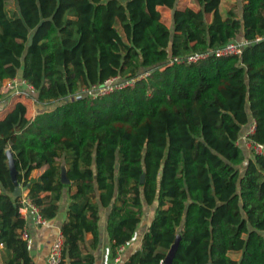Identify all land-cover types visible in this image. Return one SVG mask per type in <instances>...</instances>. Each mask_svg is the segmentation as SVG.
I'll use <instances>...</instances> for the list:
<instances>
[{
	"label": "trees",
	"instance_id": "1",
	"mask_svg": "<svg viewBox=\"0 0 264 264\" xmlns=\"http://www.w3.org/2000/svg\"><path fill=\"white\" fill-rule=\"evenodd\" d=\"M0 0V103L6 79L23 77L35 101L0 116V243L4 264H36L7 150L19 185L43 219L70 202L63 264H95L110 208L113 256L131 242L146 206H156L141 249L123 264H264V0ZM163 8L173 10V28ZM243 34L241 55L217 51ZM195 53H208L188 62ZM137 79L105 96L75 98L107 79ZM247 129V131H248ZM69 183H63L62 166ZM35 170H43L31 178ZM144 176V181L142 177Z\"/></svg>",
	"mask_w": 264,
	"mask_h": 264
},
{
	"label": "crops",
	"instance_id": "2",
	"mask_svg": "<svg viewBox=\"0 0 264 264\" xmlns=\"http://www.w3.org/2000/svg\"><path fill=\"white\" fill-rule=\"evenodd\" d=\"M237 0H223L221 9L223 11H227L229 8V3H235ZM179 7L184 6H192L196 7V3L194 0H179L178 2ZM163 10V8H161ZM163 17L170 28H173V10H166L163 11ZM245 40L244 35L241 34L239 37V41ZM2 93L4 94V90L2 88ZM36 93V92H35ZM13 94L9 93L8 95L4 94V99L0 103V116L3 112L13 105L17 101H22L27 104L28 112L27 116L30 119H33L38 113L47 109V107H43L42 105L37 106L34 105L30 101L19 98L16 96H12ZM36 97V95H35ZM33 108L36 113L29 114V110ZM46 108V109H44ZM247 127L244 128L247 131ZM66 167V165H63ZM67 169V167H66ZM43 170H35L31 174V178H37L42 173ZM27 194V190H23V195ZM70 202L69 193L67 190L64 191L63 197L60 201L58 215L50 220L47 221L45 224L40 225L37 224L36 214L30 209L25 208L23 210V216L27 222V232H28V241H29V249L32 257L34 258L36 264H47L49 251L51 245L53 243L54 238L57 234L62 232V225L66 218L67 208ZM156 206H146L144 207L145 213L140 223L136 235L134 239L130 242L129 246L126 247L123 261L127 260L128 257L135 251L141 249L142 240L145 232L147 231L155 213ZM110 214V208H101V218H100V240L95 246V248H91V242L93 239V235L88 233L86 235V241L84 247L86 249L91 250L95 255V264H108L111 259L113 258V251L111 248V239L108 232V219ZM0 264H4V246L0 243ZM69 264V262H68Z\"/></svg>",
	"mask_w": 264,
	"mask_h": 264
},
{
	"label": "built area",
	"instance_id": "3",
	"mask_svg": "<svg viewBox=\"0 0 264 264\" xmlns=\"http://www.w3.org/2000/svg\"><path fill=\"white\" fill-rule=\"evenodd\" d=\"M248 43V41H232L228 43L223 48L217 51L218 55L226 56V55H241L244 49V46ZM208 56V53H195L190 55L187 58L188 62H199L200 60L205 59ZM150 73L145 72L141 74L138 78H132L130 80H122L119 76L112 77L107 79L103 84L99 85H92L90 87H83L80 92L75 96V98H82L84 96H105L115 90H120L125 88L129 85H132L136 82L137 79H141L147 77ZM4 86L9 87V89H13L10 91L11 94H15L20 97H24L23 95L26 93H30L34 91V87L29 84L23 77H15L13 79H6L4 81ZM14 95V96H15ZM255 131V123L250 126L248 131H246L239 139V144L243 142L245 149H247L252 154L264 155V143L254 142L249 139V135ZM242 141V142H241ZM21 203H22V213L25 208H30L35 214L37 218V224L43 225L47 221L43 219L42 215L40 214L39 208L32 204L29 198L26 195L21 196ZM23 236L28 238L27 230L23 231ZM130 242L125 245L121 246L116 255L113 256L111 261L108 264H123V256L126 250V247L129 246ZM63 248H64V239L62 236V232L57 234L54 238L53 243L51 245L49 256L47 260V264H63Z\"/></svg>",
	"mask_w": 264,
	"mask_h": 264
},
{
	"label": "water",
	"instance_id": "4",
	"mask_svg": "<svg viewBox=\"0 0 264 264\" xmlns=\"http://www.w3.org/2000/svg\"><path fill=\"white\" fill-rule=\"evenodd\" d=\"M7 155L9 158L10 173L12 176L13 183L15 185V189L12 193V196L17 198V197L22 196V194H23V188L19 185L18 178H17V175L20 173V171H18V169L16 167V159L14 157L13 151L10 149L7 150ZM61 177H62L63 183H69L70 182V180L67 176V169L65 166H62ZM142 181H144V176L142 177ZM181 239H182V234L178 233L176 241L173 243L170 250L168 251L166 258L163 261V264H172L173 263L174 257L178 251L179 246H180Z\"/></svg>",
	"mask_w": 264,
	"mask_h": 264
},
{
	"label": "rangeland",
	"instance_id": "5",
	"mask_svg": "<svg viewBox=\"0 0 264 264\" xmlns=\"http://www.w3.org/2000/svg\"><path fill=\"white\" fill-rule=\"evenodd\" d=\"M2 88H3V90H4V94L5 95H8L9 93H10V91L11 90H13V89H9V87H7V86H4V84L2 85ZM15 94H13L12 96H14ZM16 97H19V98H24V99H26V100H28V101H30L31 103H33L34 105L36 104L37 106H40V104H38L36 101H35V91H32V92H30V93H26V94H24L23 96L24 97H20V96H17V95H15ZM51 107H53V106H47V109H49V108H51ZM44 109H46V108H44ZM36 113V110L34 111V109L33 108H31L30 110H29V114H31V113ZM242 142V141H241ZM242 145H243V148H244V150H245V152H246V155L247 156H249V155H253L251 152H249L247 149H245V146H244V144H243V142L241 143Z\"/></svg>",
	"mask_w": 264,
	"mask_h": 264
}]
</instances>
